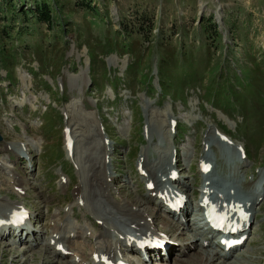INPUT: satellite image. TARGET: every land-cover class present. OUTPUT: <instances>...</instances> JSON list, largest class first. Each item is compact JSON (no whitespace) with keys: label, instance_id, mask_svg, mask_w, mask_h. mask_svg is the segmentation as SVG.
Wrapping results in <instances>:
<instances>
[{"label":"rangeland","instance_id":"1","mask_svg":"<svg viewBox=\"0 0 264 264\" xmlns=\"http://www.w3.org/2000/svg\"><path fill=\"white\" fill-rule=\"evenodd\" d=\"M40 1L0 0V134L3 138L0 142V215L10 213L8 205H26L32 212L27 226L38 232L37 241L44 237L48 242L49 224L54 220L53 215L60 213L62 224L68 222L82 233L77 242L84 243L89 258L87 248L99 242L95 236L102 227L97 224L101 220L95 217L113 213L108 202H125L126 197L144 203L146 186L136 172V165L145 147L151 144L145 141V124L151 122V128L155 129L150 150L153 163V153L157 152L155 143L164 148L171 144L167 123L162 120L172 112L181 122L180 134L191 132L197 138L194 156L183 161L180 167L182 175L183 169L192 165L190 182L193 184L188 193L192 200L198 195L203 180L198 162L211 126L206 123H213L232 136L236 145L245 143L248 147L249 144L252 150L264 153V0H44L52 9L50 24L40 19L37 10ZM217 9L223 22L216 19ZM127 54H131L132 60H125ZM161 60L159 73L168 94L157 97L155 82L156 90L148 91L138 81L142 86L147 85L150 79L144 72ZM102 61L111 69L110 78L116 74L124 79L115 90L114 84L105 79ZM131 61L127 74L126 64ZM89 65L92 73L87 69ZM183 78L190 86L203 85L205 93L201 87L194 88V93L187 87L183 94ZM170 92L176 98L184 96L190 103L194 101V107H188ZM213 106L229 114L238 126L228 125L226 117H223L225 120L218 117ZM62 109H66L64 114ZM170 115L167 121H171ZM188 116L194 119L198 116L201 120L190 128L186 124ZM97 117L114 149L113 166L107 167L114 172L116 180L110 183L108 179L111 191L106 195L107 202L103 196L91 197L86 183L94 167L106 171L103 145L109 144L104 143L105 135H99L93 124ZM64 126L70 128L74 138L78 173L63 155ZM33 137L39 138L32 141ZM250 139L255 145L251 146ZM21 141L27 150L24 155L33 163L31 172L24 169L26 161L19 155ZM35 144L41 147L39 151L35 150ZM6 146L11 149V161L7 159ZM214 148L206 155L222 162L219 174L228 172L229 167L221 161L222 157H228L223 146L218 144ZM230 155L232 158L233 152ZM257 157H254V167L261 168L264 156ZM62 161L67 165H62ZM60 174L70 178L66 191L59 186ZM221 175L214 176L217 187L233 185L241 189L239 180L227 181ZM9 181H14L25 194L18 195L7 189L4 185ZM80 182L87 195L81 201L83 206L75 203ZM144 207L148 206L144 203ZM110 221L116 223L113 219ZM156 222L157 218H153V223ZM254 233L245 249L248 252L251 249L254 256L245 260V264H263L264 252L260 247L264 245V225ZM21 237H26L25 231ZM0 242V264H67L68 257L53 255L52 248L51 251L39 245L30 248L24 241L12 248L7 245H12L10 236ZM134 253L123 254L135 259L136 264H144ZM162 262L196 264L190 257L181 263H176L174 257Z\"/></svg>","mask_w":264,"mask_h":264},{"label":"bare ground","instance_id":"2","mask_svg":"<svg viewBox=\"0 0 264 264\" xmlns=\"http://www.w3.org/2000/svg\"><path fill=\"white\" fill-rule=\"evenodd\" d=\"M216 13L218 14V19H221V17L219 18V16H220L219 11H217ZM219 115L222 118L224 117L220 113H219ZM170 122L171 121L168 120L169 128H170ZM231 123H233V122H231ZM147 130H149V133L151 134V138H150V140H151L155 134L154 133L155 129L153 130V128H151V125H148ZM214 130H215V126L213 124H211L209 131H208V135H207V137H205L206 139L204 142L205 145L208 147V149H211L215 144L225 145L223 143V141L220 140V138L216 135V133H213ZM99 133H100V135L102 134L101 132H99ZM214 136L216 139H214ZM35 146H36L35 149L37 151H39L40 148H38V146L36 144H35ZM104 146L106 148L104 155L110 156L112 154V151H111L112 149H109L111 145L109 144V146H107L106 144H104ZM214 150H215V148H214ZM148 152H149L148 149L145 150V153H142L138 159V164L139 165L142 164L143 168L148 173V178L143 177V180L146 182V184H148L150 181L156 182L157 172L160 170H163L164 167L166 166V164L172 163V160L171 161L164 160L162 163L159 162L155 167H153L152 164L150 163L151 155ZM176 154H177L178 162H181L182 157L179 156V153H176ZM186 156H188V152H186ZM211 159H213V158H211ZM203 160H205V158H203ZM111 161H113V160L110 158V162ZM205 161H206V163H210L211 165L213 164V168H212L213 172L217 170L218 164H219L218 161H216L215 163H213V160H205ZM73 162H74V160H73ZM238 163L242 164V161L238 160ZM221 164H222V162H221ZM90 173L91 174L89 175V177L86 178V183L88 184L90 196L93 198H97V196H103L107 202L108 198L106 195H107V193H110V191H111L110 183L115 182L116 175H114V172L112 170H109V172H107L104 169L102 171L99 168L97 169L96 167H94L92 170H90ZM102 173H103V175H101ZM103 176L106 180L105 182H103ZM108 179H110V183L107 182ZM92 185H93V189H91ZM78 187L79 188L76 191L77 193L75 195L76 203L77 202L79 203L80 201L84 200L87 197V195H85L82 191L83 190L82 189L83 184L81 182H80V186H78ZM185 187H188L187 192H188V190L191 189V185H188ZM210 187H212V185L208 183V179H205L202 186H201V194L205 195V193H207L209 191L211 193L210 195H213L214 193L211 191ZM65 188L66 187L64 185H61V189L65 190ZM174 189L184 190V187L177 186V187H174ZM91 192H92V194H91ZM160 192H165V191H162L158 187H156V189L154 191L147 193L146 197L144 198L145 204H154L155 205L156 209L153 211L150 210L148 207H144L142 209V206H144V203L139 202V201L130 200V198H126V197H125V202H123L121 200L120 203H117V204H114V202L109 201L108 203H110V206L112 207L113 213L109 212L107 214H104L103 217L101 215L100 218L95 217L96 219H100L103 221V227L100 228L98 235H96V237L99 240V242L96 243L97 246L95 248L93 246L90 248H87V250H89V252H90V254H89L90 258H88V253L85 252L86 249H84V247H85L84 243L80 244L77 242V239L82 236V233L80 232V230H76V228L73 227L72 230L76 231V232H74L70 235L69 234L70 230H68L69 225L65 222H64V224H58L57 221L52 220L53 222H51L49 224L48 228H50V235H51L50 239L48 240L49 244L44 242L43 237H41L40 242L37 243V239L34 237L36 234L35 231H32V233H31L32 237H33L32 240H30V239L25 240L24 239V241L26 243L30 244L29 247H32V242H35V244L33 246L40 245L43 249H45V250L48 249L49 251H51V248H52L51 253L55 256H61V254L56 250V246L61 244L66 250H68L70 252V259L66 261L67 264H104L102 261H99V260L97 261L93 257L94 254H97L98 256H101V255L108 256L109 259L111 258L110 260H114L115 257L118 255H121L122 251H124V249H126V248L131 249V250H135V251L137 250L136 243L135 242L131 243V240L126 239V235H127V233L144 234V233L152 232L155 223L151 224L150 222H148V217L157 218L158 221L161 220L163 223L166 224V227L178 228V225H176V224L173 225V222L175 221V215L169 214L167 208L163 205V203H161V201L157 197H153V193L158 194ZM110 196H111V194H110ZM260 197H261V195L259 194L253 200H248L244 203V207L247 208V211L252 213V218H256V216H257V214H256L257 211H256L255 206L258 204ZM232 199L233 198L231 197L229 199V201H231ZM240 203H242V202L240 201ZM9 207L10 208H8V210H9V212H11L13 209H15L16 206L10 205ZM133 209H135L137 211H134ZM156 210H158V211L161 210L165 217L159 216V214ZM152 212H153V214H151ZM183 213L193 214L194 216H197V214L195 212H193V209H191L188 206L183 210ZM1 214L2 215H0V219H7L9 217L10 213L9 214L8 213H4V214L1 213ZM55 215L53 216L54 218H56ZM117 215H119L120 217ZM108 216H112L114 219H118L119 224L121 225L120 227H122V228L126 227L127 228V229H124L123 233L120 232L119 229L114 228L113 233H117V239L115 241L110 240L109 239L110 237L108 235H106L107 233H109V229L105 226V225H107L105 217H108ZM168 218H171L173 221H171V219H168ZM182 219L183 218L178 217L177 221H180ZM87 220H89V219H87ZM122 220H124V222ZM187 220H188V224L187 225L182 224V225H184V228L192 230V232H194V236L192 238L188 237V239H187L188 242L181 244L182 249H184V254H188V249H192L195 244L198 245L199 247H204L205 243L209 242L208 246H210L212 248L211 251H208V250L199 251L200 252L199 254H201L200 255L201 261H203L204 258H205V261L209 260V262H203L202 264H222V263H226V261L225 260L221 261V259H228V258L232 257L233 253L238 250V249H236V250L230 252L229 254L223 256L222 254L224 253V248H221L222 250H219L218 242H216V244H215L212 239L205 238L207 235H209V233H206L205 231L202 230V228L205 227L203 219L198 218L196 222H194L190 218H187ZM190 222H191V224H189ZM4 227H6V226L0 227V241L3 240V242L5 241V239L3 238L4 232L1 233V231H3L1 229ZM52 228H53V230H52ZM23 229H25V227H21L20 232ZM14 231H13V234H14ZM25 231H26V235L29 234L28 230L25 229ZM66 233H67V235H66ZM120 235H123L124 238L121 239ZM51 240L55 241L53 247H50V241ZM173 240L177 241V242L179 241L177 239H173ZM19 241H21V238H19ZM0 244H2V243L0 242ZM83 245H84V247H83ZM12 248H14V247H12ZM173 249L174 248H172L171 251H173ZM119 259L122 260V258H119ZM239 259H241V256H237L236 261H234V262L238 263ZM180 260H182V259H180ZM218 260H220V262H216ZM178 262L179 261H177L176 263H178ZM234 262H232V263H234Z\"/></svg>","mask_w":264,"mask_h":264},{"label":"trees","instance_id":"3","mask_svg":"<svg viewBox=\"0 0 264 264\" xmlns=\"http://www.w3.org/2000/svg\"><path fill=\"white\" fill-rule=\"evenodd\" d=\"M89 7V5H88ZM11 10H14V6H12ZM38 12H39V15H40V19L44 20L45 22H47L48 24H50L51 20H52V17H51V12H52V9L49 8L44 0L40 1V4L38 5V8H37ZM23 15H26L25 13H23ZM7 63V62H5ZM5 63L3 65H5Z\"/></svg>","mask_w":264,"mask_h":264}]
</instances>
